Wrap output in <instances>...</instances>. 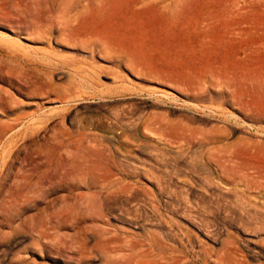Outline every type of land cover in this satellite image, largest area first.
<instances>
[{"label": "rangeland", "instance_id": "obj_1", "mask_svg": "<svg viewBox=\"0 0 264 264\" xmlns=\"http://www.w3.org/2000/svg\"><path fill=\"white\" fill-rule=\"evenodd\" d=\"M258 74L264 0H0V264H264Z\"/></svg>", "mask_w": 264, "mask_h": 264}, {"label": "bare ground", "instance_id": "obj_2", "mask_svg": "<svg viewBox=\"0 0 264 264\" xmlns=\"http://www.w3.org/2000/svg\"><path fill=\"white\" fill-rule=\"evenodd\" d=\"M244 3L246 4L247 2H244ZM155 5H156V4H155ZM158 5H159V4H158ZM248 5H249V4H248ZM252 5H253V4H252ZM153 6H154V5H153ZM155 7H157V6H155ZM237 9H238V8H237ZM239 10H240V9H239ZM150 11H151V10H150ZM163 12H164V11H163ZM233 12H234V11H233ZM165 14H167V13H165ZM230 14H234V13L230 12ZM240 15H241V14H240ZM164 16H165V15H164ZM168 16H169V15H168ZM166 17H167V16H166ZM168 18H170V17H168ZM178 20H179V19H178ZM203 21H204V20H203ZM203 21H202V22H203ZM199 22H200V21H199ZM201 24H202V23H201ZM230 30H232V29H230ZM228 34H229V33H228ZM239 49H240V48H239ZM239 49H238V51L240 52ZM247 49H248V48H246V50H247ZM238 51H236V52H238ZM242 53H243V52H242ZM245 53H246V52H244V54H245ZM234 54H235V53H234ZM246 54H247V53H246ZM237 56H238V53H237ZM237 56H233V59H234L235 57H237ZM239 56H242V55H239ZM247 57H249V56H247ZM241 59H243L244 62L246 61L244 58H241ZM247 60H249V59L247 58ZM233 61H234V62H232V64L235 65V64H234V63H235V59H234ZM240 61H241V60H240ZM249 62H250V61H249ZM245 63H248V62L246 61ZM245 63H244V65H245ZM240 64L243 65L241 62H240ZM248 64H249V63H248ZM236 65H237V64H236ZM249 66H250V65H249ZM227 67H228V66H227ZM241 67H244V66H240V69H239V70L242 69ZM243 69H244V68H243ZM225 70H226V69L224 68V76H225V75H228V74H230V75L233 74L232 76L229 75L230 78H231V77H236V73H231V72L229 71L228 74H227V73L225 72ZM244 70H245V69H244ZM246 70H247V69H246ZM242 71H243V70H242ZM221 72H222V71H221ZM234 72H237V71H234ZM244 72H246V71H244ZM217 73H218V72H217ZM247 73H248V72H247ZM220 74L222 75V73H220ZM239 74H241V73H239ZM239 74H238V75H239ZM243 74H244V77L247 76V74H245V73H243ZM248 74H249V73H248ZM212 75H213V73L210 74V76H212ZM234 75H235V76H234ZM258 75H260V74H258ZM258 75H254V76H257V78H258ZM215 76H216V75H213L212 77H215ZM222 76H223V75H222ZM222 76H220V77L222 78ZM260 76H261V75H260ZM260 76H259V77H260ZM262 76H264V74H262ZM262 76H261V77H262ZM220 77H219V79H220ZM225 77H227V76H225ZM244 77H242V78H243V79H246V77H245V78H244ZM247 77H249V75H248ZM251 77H253V76H251ZM177 78H178V77H177ZM198 78H200V76H199ZM210 78H211V77H210ZM215 78H216V77H215ZM230 78H228V79L226 78V79L229 80ZM204 79H205L204 76H203L202 79H199V80H200V83H201ZM206 79H207V78H206ZM213 79H214V78H213ZM217 79H218V78H217ZM226 79H225V81H227ZM231 79H233V78H231ZM258 79H259V80H258L259 83L256 81V82L258 83L257 85H259V87H260L262 90H264V77H263V79H262V78H258ZM214 80H215V82L217 81L216 79H214ZM220 80H222V79H220ZM233 80H234V79H233ZM254 80H255V78H254ZM169 81H170V80H169ZM193 81H194V77H193ZM231 81H232V80H231ZM235 81H237V80H235ZM235 81H233V82H235ZM248 81H250V80H248ZM161 82H162V81H161ZM167 82H168V81H167ZM195 82H197V80H195ZM205 82H206V81H205ZM243 82H244V81H243ZM243 82H242V84H244ZM256 82H255V83H256ZM202 83H203V82H202ZM212 83H213V82H212ZM237 83H239V82H237ZM245 83H247V80H245ZM255 83L252 82V85L255 84ZM195 84H196V83H195ZM235 84H236V83H235ZM235 84H233L234 87L231 86V85H229V84H228V86L233 87V88H234V91H237V89H235V87H238V85L236 86ZM249 84H250V83H249ZM249 84L247 83V84H245V85L247 86V85H249ZM224 85H225V84H224ZM221 86H222V85H221ZM228 86H226V88H227ZM243 86H244V85H243ZM246 86L244 87L245 89H246ZM250 86H251V85H250ZM255 86H256V85H255ZM230 87H229L228 89H230ZM223 88H225V87L223 86ZM233 88H232V89H233ZM240 88H241V87H240ZM242 88H243V87H242ZM228 89H227L226 91L228 92L227 94H228V96H229V98H230V101L233 102V104H231L232 107H234V106H235V107H238V109L242 110L243 113H245V115L247 116V119H251V121L254 120V123H255V121H257V123H259V121H260V123H261V122H262V123L264 122V112H263V113L261 112V111H264V110H262L263 108H262V109H258V108H257L258 106H256V108H257V110H258L257 113L259 114V112H260L261 114H260V115H258V114L255 115V114H256V112H255L256 109H254V104H253V103H250V102H252V100H253L252 97H249V98L251 99V101H250V99H248L249 94L247 95V99H246V100H249L250 102H248V101H246V100H244V101H243V100H242V101L240 100V101H241V102H240L239 99L234 95V93H232V92H234V91H233L232 89H231V91H228ZM251 89H253V88H251ZM254 89H255V88H254ZM254 89H253V90H254ZM242 91H243V89H242ZM221 92H222V91H221ZM243 92H244V91H243ZM243 92H242V93H243ZM254 92H257V91L255 90ZM242 93H241V94H242ZM260 93H262V91H261ZM243 94H244V93H243ZM243 94H242V96H243ZM262 94H263V93H262ZM263 95H264V94H263ZM240 96H241V95H240ZM242 96L240 97L241 99H242L243 97H245V95H244L243 97H242ZM253 96H254V95H253ZM238 97H239V96H238ZM263 97H264V96H263ZM244 99H245V98H244ZM258 99H259V98H258ZM260 102H261V100H260ZM248 103L252 104L253 106H249ZM261 105H262V106H261ZM251 107H252V109H254V111L248 109V108H251ZM259 107H260V108L263 107V104L260 103V106H259ZM259 110H260V111H259ZM218 112H219V111H218ZM216 113H217V112H216ZM220 113H221V115H228V114L225 113V111H223V110H222ZM230 115H231V114H230ZM227 117H228V116H227ZM252 122H253V121H252ZM251 127H252V126H251ZM223 133H224V132H223ZM250 133H251V132H250ZM262 133H263V132H262ZM196 134H197V133H196ZM218 134H219V133H218ZM190 135H191V134H190ZM226 135H227V134H226ZM171 256H172V255H171ZM168 257H169V255H168ZM175 260H176V259H175ZM175 260H174V261H175ZM177 260H178V259H177ZM151 262H153V261H151ZM146 264H148V263L146 262ZM149 264H150V262H149Z\"/></svg>", "mask_w": 264, "mask_h": 264}]
</instances>
